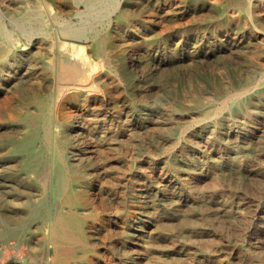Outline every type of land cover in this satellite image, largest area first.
<instances>
[{"label":"bare ground","instance_id":"1","mask_svg":"<svg viewBox=\"0 0 264 264\" xmlns=\"http://www.w3.org/2000/svg\"><path fill=\"white\" fill-rule=\"evenodd\" d=\"M263 139L264 0H0L7 264H151L147 182Z\"/></svg>","mask_w":264,"mask_h":264},{"label":"rangeland","instance_id":"2","mask_svg":"<svg viewBox=\"0 0 264 264\" xmlns=\"http://www.w3.org/2000/svg\"><path fill=\"white\" fill-rule=\"evenodd\" d=\"M221 61L210 62L206 71L224 79L228 67ZM228 62L239 66L238 59ZM233 152L220 149L221 166L182 164L184 173L198 176L174 181L180 209L162 187L147 182L159 225L151 264H264V139ZM14 243L16 248L2 249L0 264L28 256L27 248Z\"/></svg>","mask_w":264,"mask_h":264}]
</instances>
